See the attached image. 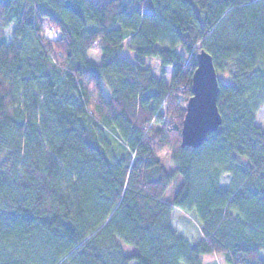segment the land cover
<instances>
[{
	"label": "trees",
	"instance_id": "1",
	"mask_svg": "<svg viewBox=\"0 0 264 264\" xmlns=\"http://www.w3.org/2000/svg\"><path fill=\"white\" fill-rule=\"evenodd\" d=\"M202 49L222 123L181 148ZM263 105L264 0H0V264H264Z\"/></svg>",
	"mask_w": 264,
	"mask_h": 264
},
{
	"label": "water",
	"instance_id": "2",
	"mask_svg": "<svg viewBox=\"0 0 264 264\" xmlns=\"http://www.w3.org/2000/svg\"><path fill=\"white\" fill-rule=\"evenodd\" d=\"M218 93V78L212 57L202 49L196 55L191 96L186 103L181 128V148L197 149L209 133L218 130L222 123L217 106Z\"/></svg>",
	"mask_w": 264,
	"mask_h": 264
},
{
	"label": "rangeland",
	"instance_id": "3",
	"mask_svg": "<svg viewBox=\"0 0 264 264\" xmlns=\"http://www.w3.org/2000/svg\"><path fill=\"white\" fill-rule=\"evenodd\" d=\"M11 29H12V27H10L7 30V32H6L7 38H9V34L11 32ZM87 56H88V58L90 60L95 61V62H97L98 61V58H99L98 54H96L95 52H92V51L88 52L87 53ZM149 63L151 65V67L153 68L154 72L156 74H158L159 73V65H158V62L155 61V60H149ZM170 73H171V69L170 68H167L166 75L164 77L167 83L170 82ZM260 109H264V105ZM255 125L257 127H259L262 130V132L264 133V123H261L258 119H255ZM161 159H162L163 165L170 170L171 169L170 168L171 166H170V161H169V155L162 154L161 155ZM228 180H229L228 175L224 174L222 176V179H221V184L222 185L227 184ZM176 188H177L176 187V184L174 183L169 188V190L167 191V193H166V195L164 197V201L171 202L172 196L175 193ZM180 222L183 224L186 232L189 234V236L191 237V239L195 240L196 238H198V236L200 234L199 227L196 224V221L194 220V218L192 216H181L180 217ZM263 257H264V254H263ZM202 261H203L204 264H209V263L225 264L224 261H223V258L221 256H205Z\"/></svg>",
	"mask_w": 264,
	"mask_h": 264
},
{
	"label": "snow or ice",
	"instance_id": "4",
	"mask_svg": "<svg viewBox=\"0 0 264 264\" xmlns=\"http://www.w3.org/2000/svg\"><path fill=\"white\" fill-rule=\"evenodd\" d=\"M254 119H258L261 123H264V109H260L256 114Z\"/></svg>",
	"mask_w": 264,
	"mask_h": 264
},
{
	"label": "crops",
	"instance_id": "5",
	"mask_svg": "<svg viewBox=\"0 0 264 264\" xmlns=\"http://www.w3.org/2000/svg\"><path fill=\"white\" fill-rule=\"evenodd\" d=\"M165 70H167V68H165ZM154 71V70H153Z\"/></svg>",
	"mask_w": 264,
	"mask_h": 264
}]
</instances>
